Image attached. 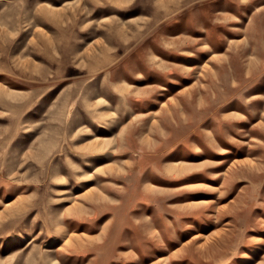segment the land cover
Instances as JSON below:
<instances>
[{
    "label": "rangeland",
    "instance_id": "1",
    "mask_svg": "<svg viewBox=\"0 0 264 264\" xmlns=\"http://www.w3.org/2000/svg\"><path fill=\"white\" fill-rule=\"evenodd\" d=\"M0 264H264V0H0Z\"/></svg>",
    "mask_w": 264,
    "mask_h": 264
},
{
    "label": "bare ground",
    "instance_id": "2",
    "mask_svg": "<svg viewBox=\"0 0 264 264\" xmlns=\"http://www.w3.org/2000/svg\"><path fill=\"white\" fill-rule=\"evenodd\" d=\"M192 35V34H191ZM185 62V61H184ZM195 64V63H194ZM186 68H188V69H195L196 67L195 66H187ZM178 163H184V162H182V161H179ZM95 171H97L96 169H95ZM193 203L194 202H196L195 204H192V205H201V204H205L206 203V201H205V199H198L197 201H192ZM205 202V203H204Z\"/></svg>",
    "mask_w": 264,
    "mask_h": 264
}]
</instances>
